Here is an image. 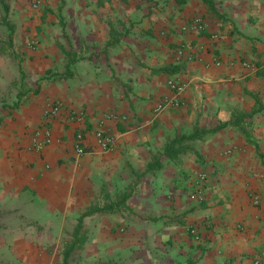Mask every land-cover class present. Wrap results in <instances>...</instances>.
I'll return each mask as SVG.
<instances>
[{"label":"crops","instance_id":"obj_1","mask_svg":"<svg viewBox=\"0 0 264 264\" xmlns=\"http://www.w3.org/2000/svg\"><path fill=\"white\" fill-rule=\"evenodd\" d=\"M155 1L90 0L77 2L73 16L40 18L31 0H0V88L16 82L1 75L19 51L26 56L14 71L33 79L24 96L14 84L0 98V216L33 215L28 225L0 222V264H61L58 243L44 233L60 231L59 218L80 214L104 184L121 201L108 211L125 204L152 216L138 237L146 257L154 250L164 264H264V0H221V21L190 3L179 12L174 1ZM194 17L207 30L182 32ZM32 38L37 50L20 47ZM171 79L184 86L176 107ZM53 100L83 120L55 117L51 142L37 153L33 134ZM161 101L165 109L154 113ZM98 128L112 138L110 150L97 145ZM195 129L204 133L164 156ZM199 174L206 180L196 189Z\"/></svg>","mask_w":264,"mask_h":264},{"label":"rangeland","instance_id":"obj_2","mask_svg":"<svg viewBox=\"0 0 264 264\" xmlns=\"http://www.w3.org/2000/svg\"><path fill=\"white\" fill-rule=\"evenodd\" d=\"M31 13L33 16L38 17H70L75 15L77 12L76 3L78 2H88L90 0H48V3L45 1L44 3L48 4L47 8H38L41 5L43 0H31ZM99 2L105 4L107 2L108 5H114V1L117 0H98ZM120 2H126L128 0H118ZM144 3L150 2V0H137ZM152 1V0H151ZM49 2L52 4V8H49ZM161 6L160 8H164V6L169 8L170 6L175 7L173 5V0H156ZM40 3V4H39ZM143 3V4H144ZM187 3L190 5L199 6L202 12L211 14L216 20L221 21V0H188ZM125 4V3H124ZM179 12H181V8L183 5H177ZM141 12V8H138ZM145 9V8H144ZM113 13L114 17L120 16L118 10L121 8L114 6L110 9ZM118 13V14H117ZM202 15V14H198ZM52 26V25H51ZM42 27H35V31H41ZM39 45V41L32 38L27 41H22L20 47L22 49L26 48L30 52H34L37 50ZM9 53L8 50H5ZM6 56V55H5ZM21 56V52L19 51L17 54H13L12 57L8 56V59L11 58V63L7 62V70L3 72L1 75L2 80L8 81L9 79L13 81L15 79V75L17 76L16 82L9 86H3L0 88V98L4 100L5 93L8 91L13 92V87L17 86V91L19 96H24L29 89L25 88V83H31L33 79L26 72L23 71L22 76L20 78V72L17 73L14 71L13 64L17 63V66H20L21 62L25 59ZM11 69V70H10ZM40 80V78H37ZM4 80V81H5ZM34 80V84L38 83ZM15 84V85H14ZM20 84L22 87H20ZM12 88V89H11ZM2 100V101H3ZM42 117V115H41ZM41 118V123H42ZM42 125V124H41ZM40 125V126H41ZM40 126L36 129L38 130ZM51 130V128H50ZM106 186L103 185L101 191L98 193L93 200H90V206L85 210H81L80 214L66 216L62 219H59L58 227L61 229L60 231H51L48 233L50 238L54 239L55 243H58L59 246V255L63 260L64 252L72 248V253L69 258V264H164L159 259V256L155 254L154 250H150V256H145V249L142 247L144 243H140L138 237L142 238L144 236L143 226L147 225V220L152 216L147 215H136L127 208V206H117L113 211H108L107 207L114 206V204L121 203L120 200L114 198L116 192L112 194L106 195ZM127 201H125L126 203ZM95 210H98L96 212ZM86 211H93L91 216H88L82 220L81 229L78 233L79 242L75 240V234L77 229V220L83 215ZM3 220H8L12 226H21L28 225L33 220V215L31 217L24 215H13V216H0V222ZM48 220V222H47ZM47 223L54 227V225L49 222V219H45ZM152 221H150L151 223ZM5 233L0 232V236L3 237ZM8 233H6L7 235ZM15 232L9 233V236L15 235ZM24 234H29V232H24ZM189 237L191 235L187 232ZM136 240V241H134ZM129 242H134L132 246H129ZM138 243V246L136 244ZM61 260V264H62ZM166 264H170L167 262ZM181 264V262L179 263Z\"/></svg>","mask_w":264,"mask_h":264},{"label":"built area","instance_id":"obj_3","mask_svg":"<svg viewBox=\"0 0 264 264\" xmlns=\"http://www.w3.org/2000/svg\"><path fill=\"white\" fill-rule=\"evenodd\" d=\"M180 30L182 32L187 33H202L207 30V24L203 21L201 17H194L190 20V22L186 23L185 25H182L180 27ZM185 49L184 48H178L176 50V55L178 58H181L185 55ZM243 66L247 67L246 63H243ZM168 89L170 90L172 94V99L170 100V106H178L179 104V95L183 91V84L179 82L177 79H171L167 82ZM166 106L165 101L159 102L155 108L154 113H161ZM60 114H65L67 118H69L71 121L81 123L83 120L82 114L77 113H71L68 111V109L65 107L64 103L61 100H53L47 105H45L43 111H42V125L38 130H36L33 134L32 138V146L35 152H41L50 142H51V130L49 127V124L51 121L59 116ZM108 119L110 120H116L120 121L125 119L121 115H115V114H109ZM94 137L96 140L97 145L103 150L107 151L110 150L112 147V138L108 136L107 133H105L102 129L98 128L94 131ZM85 134L78 131L75 134V142H74V150L75 154L78 156H81L85 153ZM206 176L203 174L197 175L195 178V188H200L201 185L205 182ZM194 188V189H195ZM253 204L258 205L257 198L253 199ZM191 234L197 238V230L194 227H191L189 229Z\"/></svg>","mask_w":264,"mask_h":264},{"label":"trees","instance_id":"obj_4","mask_svg":"<svg viewBox=\"0 0 264 264\" xmlns=\"http://www.w3.org/2000/svg\"><path fill=\"white\" fill-rule=\"evenodd\" d=\"M151 1V0H150ZM177 5H184V4H186L187 2H188V0H173ZM203 1H206L207 2V0H203ZM58 48H59V50L62 52V54L65 56V57H67L68 58V60L70 61L69 63H73L74 61H73V58H72V53H70V52H66V51H64V48L63 47H61V46H58ZM174 70V69H173ZM171 71V70H170ZM237 121H239L238 119H233V120H231L230 121V124H238V122ZM204 132L203 131H199V130H197V129H195V131H194V133L192 134V135H190V136H187V137H181L180 139H177V140H175V141H173L172 143H171V147H166V149H165V152H164V156H169L170 155V151H171V149H172V147H173V145L174 144H179L180 142H181V140L182 139H194L195 137H198V136H200V134H203ZM90 215V213H85L84 215H82V216H80L79 218H78V220H77V229H76V234H75V240H77V242H79L80 241V239H78V233H79V231H80V229H81V224H82V220L84 219V218H86V217H88ZM71 253H72V248H69V249H67L65 252H64V254H63V260H62V264H69V258H70V255H71Z\"/></svg>","mask_w":264,"mask_h":264}]
</instances>
